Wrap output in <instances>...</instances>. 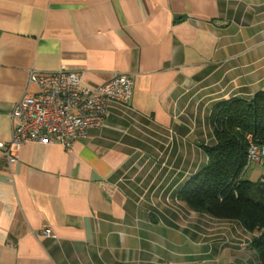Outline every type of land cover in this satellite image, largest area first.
<instances>
[{"label": "crops", "instance_id": "crops-1", "mask_svg": "<svg viewBox=\"0 0 264 264\" xmlns=\"http://www.w3.org/2000/svg\"><path fill=\"white\" fill-rule=\"evenodd\" d=\"M64 67L87 88L126 73L132 96L79 154L0 148V264H262L256 233L176 197L213 107L264 89V0H0V143L30 72Z\"/></svg>", "mask_w": 264, "mask_h": 264}, {"label": "trees", "instance_id": "trees-1", "mask_svg": "<svg viewBox=\"0 0 264 264\" xmlns=\"http://www.w3.org/2000/svg\"><path fill=\"white\" fill-rule=\"evenodd\" d=\"M211 125L214 143L204 147L207 162L176 198L195 212L237 220L248 232L256 233L252 247L264 264V180L244 177L246 135L264 144V89L249 100L231 98L217 103Z\"/></svg>", "mask_w": 264, "mask_h": 264}, {"label": "built area", "instance_id": "built-area-1", "mask_svg": "<svg viewBox=\"0 0 264 264\" xmlns=\"http://www.w3.org/2000/svg\"><path fill=\"white\" fill-rule=\"evenodd\" d=\"M29 83L35 94L22 97L12 112L14 126L8 144L20 147L25 143L59 144L66 151L79 154L82 141L91 129L105 124L113 103L127 106L132 96V80L123 72H114L109 80L95 88L83 85V73L61 68L50 73L31 71ZM246 167L257 164L261 168L259 180H264V144L246 135ZM8 161L15 160V152L5 149ZM44 234H48L44 231Z\"/></svg>", "mask_w": 264, "mask_h": 264}, {"label": "rangeland", "instance_id": "rangeland-1", "mask_svg": "<svg viewBox=\"0 0 264 264\" xmlns=\"http://www.w3.org/2000/svg\"><path fill=\"white\" fill-rule=\"evenodd\" d=\"M261 168L254 169V163L251 164V166L247 169V172L245 173L244 177L250 180H256L258 179V173H260Z\"/></svg>", "mask_w": 264, "mask_h": 264}]
</instances>
